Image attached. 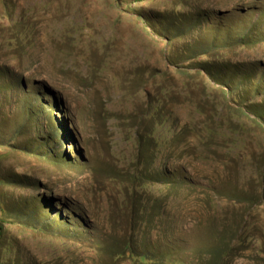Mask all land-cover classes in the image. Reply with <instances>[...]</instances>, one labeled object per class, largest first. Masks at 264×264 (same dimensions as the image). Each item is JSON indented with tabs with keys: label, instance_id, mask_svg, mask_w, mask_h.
Listing matches in <instances>:
<instances>
[{
	"label": "rangeland",
	"instance_id": "obj_1",
	"mask_svg": "<svg viewBox=\"0 0 264 264\" xmlns=\"http://www.w3.org/2000/svg\"><path fill=\"white\" fill-rule=\"evenodd\" d=\"M0 264H264V0H0Z\"/></svg>",
	"mask_w": 264,
	"mask_h": 264
}]
</instances>
